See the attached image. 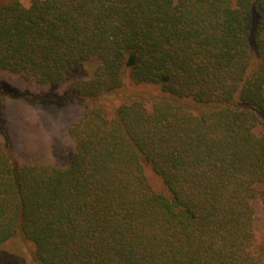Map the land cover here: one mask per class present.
<instances>
[{"label": "trees", "instance_id": "obj_1", "mask_svg": "<svg viewBox=\"0 0 264 264\" xmlns=\"http://www.w3.org/2000/svg\"><path fill=\"white\" fill-rule=\"evenodd\" d=\"M0 71L83 105L0 141V264H264V0H0Z\"/></svg>", "mask_w": 264, "mask_h": 264}, {"label": "rangeland", "instance_id": "obj_2", "mask_svg": "<svg viewBox=\"0 0 264 264\" xmlns=\"http://www.w3.org/2000/svg\"><path fill=\"white\" fill-rule=\"evenodd\" d=\"M96 63L87 65L90 73ZM73 79L65 84L43 86L21 81L18 76L0 71V81L17 88L18 96L0 90V141L4 134L23 160L40 161L63 166L72 153L74 140L69 134V126L83 111L82 102L75 96L62 100H44L40 95L44 91H54L57 95L70 86ZM25 151L26 154H23ZM260 233L264 234V208L260 211ZM24 248L27 246L24 245ZM28 256V250H26Z\"/></svg>", "mask_w": 264, "mask_h": 264}]
</instances>
